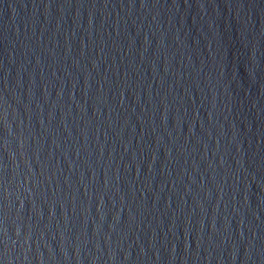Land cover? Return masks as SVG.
Wrapping results in <instances>:
<instances>
[{
    "label": "water",
    "instance_id": "95a60500",
    "mask_svg": "<svg viewBox=\"0 0 264 264\" xmlns=\"http://www.w3.org/2000/svg\"><path fill=\"white\" fill-rule=\"evenodd\" d=\"M0 264H264V0H0Z\"/></svg>",
    "mask_w": 264,
    "mask_h": 264
}]
</instances>
